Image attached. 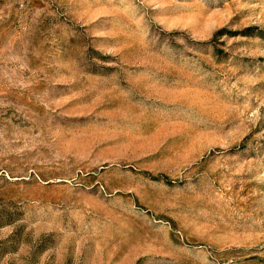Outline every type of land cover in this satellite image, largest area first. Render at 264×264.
<instances>
[{
	"label": "rangeland",
	"instance_id": "1",
	"mask_svg": "<svg viewBox=\"0 0 264 264\" xmlns=\"http://www.w3.org/2000/svg\"><path fill=\"white\" fill-rule=\"evenodd\" d=\"M264 0H0V264H264Z\"/></svg>",
	"mask_w": 264,
	"mask_h": 264
},
{
	"label": "trees",
	"instance_id": "2",
	"mask_svg": "<svg viewBox=\"0 0 264 264\" xmlns=\"http://www.w3.org/2000/svg\"><path fill=\"white\" fill-rule=\"evenodd\" d=\"M262 36H264V30H259Z\"/></svg>",
	"mask_w": 264,
	"mask_h": 264
}]
</instances>
